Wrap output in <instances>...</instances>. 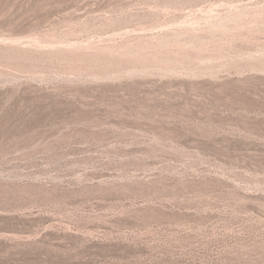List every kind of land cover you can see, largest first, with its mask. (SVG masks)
I'll use <instances>...</instances> for the list:
<instances>
[{
    "label": "rangeland",
    "instance_id": "374dc122",
    "mask_svg": "<svg viewBox=\"0 0 264 264\" xmlns=\"http://www.w3.org/2000/svg\"><path fill=\"white\" fill-rule=\"evenodd\" d=\"M0 264H264V0H0Z\"/></svg>",
    "mask_w": 264,
    "mask_h": 264
}]
</instances>
